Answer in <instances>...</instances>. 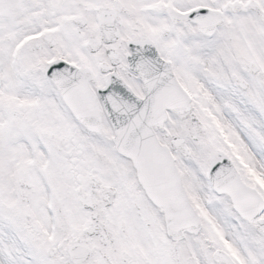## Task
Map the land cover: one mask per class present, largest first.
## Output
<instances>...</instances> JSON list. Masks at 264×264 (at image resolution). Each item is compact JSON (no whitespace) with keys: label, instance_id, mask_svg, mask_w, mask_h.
<instances>
[{"label":"snow or ice","instance_id":"1","mask_svg":"<svg viewBox=\"0 0 264 264\" xmlns=\"http://www.w3.org/2000/svg\"><path fill=\"white\" fill-rule=\"evenodd\" d=\"M0 264H264V0H0Z\"/></svg>","mask_w":264,"mask_h":264}]
</instances>
